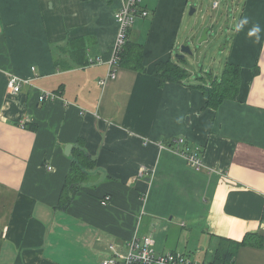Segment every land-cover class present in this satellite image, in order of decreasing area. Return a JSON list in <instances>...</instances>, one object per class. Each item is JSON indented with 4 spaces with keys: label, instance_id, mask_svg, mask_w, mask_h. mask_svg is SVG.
<instances>
[{
    "label": "crops",
    "instance_id": "0c3cea01",
    "mask_svg": "<svg viewBox=\"0 0 264 264\" xmlns=\"http://www.w3.org/2000/svg\"><path fill=\"white\" fill-rule=\"evenodd\" d=\"M196 2L202 9L205 0H141L148 15L127 40L143 68L126 61L101 85L122 0H0V264H102L111 245L122 254L146 235L198 264H215L226 241L240 242L233 264H264V0H240L238 17L217 24L232 34L226 63L240 83L216 109L192 86L205 79L186 83L188 56L175 62ZM71 41L85 65L70 58ZM165 61L185 69L183 84L153 76ZM44 92L56 98L39 101ZM196 148L198 170L182 152ZM79 152L94 163L63 209Z\"/></svg>",
    "mask_w": 264,
    "mask_h": 264
},
{
    "label": "trees",
    "instance_id": "16d2710c",
    "mask_svg": "<svg viewBox=\"0 0 264 264\" xmlns=\"http://www.w3.org/2000/svg\"><path fill=\"white\" fill-rule=\"evenodd\" d=\"M133 45L136 44H132L131 46V43L127 40L119 65H125L127 61L128 63L134 64L135 69L139 70L143 68L141 61V50H139L141 48L137 45L134 47ZM132 47L133 49H138L137 52L132 53ZM69 53L70 58L73 59L77 65L83 66L87 63V60L85 59L84 46L82 43H78V41L69 42ZM131 55H133L134 60L129 57ZM153 76L159 78L161 83L169 81L183 84L184 80L187 78V73L185 69L181 68L180 66L170 61H165L159 62L155 65ZM197 79L202 80L204 78L197 77ZM207 82L208 84L198 83L192 86H195L202 92L203 97L206 99L205 108L216 109L225 100L234 99L240 83V68L230 63H226L221 78L217 79L210 76V80ZM182 152L185 155H190V153L184 149ZM195 153L200 154V148H196ZM80 157H84L82 162L80 161ZM93 163V160L89 158L88 154H85L84 152H79L75 160L71 159L69 170L65 179V189L62 193V197L64 199H61L60 203V206L63 209L68 205V203H70L73 195L79 189L80 182L78 180L83 179L84 175L86 174V170L91 168ZM105 196L110 195H104L101 199V202ZM239 244L240 242L236 243L226 241L218 246L215 250V260H217L215 264H233L232 260L234 250L238 248Z\"/></svg>",
    "mask_w": 264,
    "mask_h": 264
},
{
    "label": "built area",
    "instance_id": "2783aa9c",
    "mask_svg": "<svg viewBox=\"0 0 264 264\" xmlns=\"http://www.w3.org/2000/svg\"><path fill=\"white\" fill-rule=\"evenodd\" d=\"M141 0H122V4L114 13V19L117 24V35L114 45L111 48L110 57L106 61L108 65V73L104 79L100 81L103 85L107 79H115L114 67L118 66L121 55L128 39V30L133 26L139 17H146L147 12L140 9ZM9 92L16 96L19 94L21 85L15 79L8 81ZM56 95L44 92L39 96V101H52ZM179 143L183 140L179 139ZM187 163L194 169H199L202 165L200 154L193 153L190 155L183 154ZM51 168L49 167L48 170ZM142 171H139V176ZM110 196H105L101 205L105 206L110 201ZM111 256L104 260L102 264H198L188 255L179 251L161 252L155 248V241L151 235L134 237L126 243L124 253H118L114 246H110Z\"/></svg>",
    "mask_w": 264,
    "mask_h": 264
},
{
    "label": "rangeland",
    "instance_id": "374dc122",
    "mask_svg": "<svg viewBox=\"0 0 264 264\" xmlns=\"http://www.w3.org/2000/svg\"><path fill=\"white\" fill-rule=\"evenodd\" d=\"M212 2L213 0H205L202 9L199 7V2L190 3L186 20L187 22L191 20V28L188 33L183 30L180 36L182 44L187 42L194 55V58L188 56L185 61L193 75L191 80H186V83L190 85L195 83L196 77L204 78L205 81H209L210 76L220 79L225 68L232 34L229 35L226 28L217 27V24L226 23L227 16L234 19L236 14L238 17V13L235 11L241 6V3L240 0H219V2L217 0L220 7L212 11ZM192 6L195 7L196 12L190 16L191 10H194ZM197 21L199 26L203 24L204 26L200 34L196 36L195 31L192 32V29ZM207 26H210L207 40L199 43L202 32ZM178 61H180L179 58L175 60V62Z\"/></svg>",
    "mask_w": 264,
    "mask_h": 264
},
{
    "label": "water",
    "instance_id": "95a60500",
    "mask_svg": "<svg viewBox=\"0 0 264 264\" xmlns=\"http://www.w3.org/2000/svg\"><path fill=\"white\" fill-rule=\"evenodd\" d=\"M190 15H191V12H190ZM207 32H208V29H204L203 32H202V35L199 39V43H201L203 40H207ZM187 56H190L192 57L193 56V52L191 51V48L189 45H182L179 49V54L176 55L175 57L176 58H181V59H185V57ZM67 151H70L71 150V146H68L66 148Z\"/></svg>",
    "mask_w": 264,
    "mask_h": 264
},
{
    "label": "clouds",
    "instance_id": "9594fccd",
    "mask_svg": "<svg viewBox=\"0 0 264 264\" xmlns=\"http://www.w3.org/2000/svg\"><path fill=\"white\" fill-rule=\"evenodd\" d=\"M253 32H254V33H258V32H260V28H259V26L255 27L254 30H253Z\"/></svg>",
    "mask_w": 264,
    "mask_h": 264
}]
</instances>
